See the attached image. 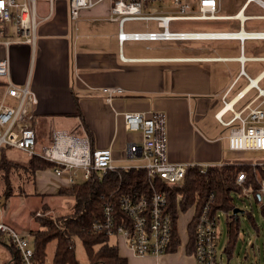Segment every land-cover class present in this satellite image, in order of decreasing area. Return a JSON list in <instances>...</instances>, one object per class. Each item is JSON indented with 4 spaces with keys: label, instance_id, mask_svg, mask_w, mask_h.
<instances>
[{
    "label": "crops",
    "instance_id": "crops-1",
    "mask_svg": "<svg viewBox=\"0 0 264 264\" xmlns=\"http://www.w3.org/2000/svg\"><path fill=\"white\" fill-rule=\"evenodd\" d=\"M251 3L264 12V4L251 0L235 7L230 0H220L218 19L213 20L217 22L214 25L216 31L211 33L264 34V13L249 11ZM36 4L39 24L34 43H14L3 51L4 56L9 55L10 77L0 80V103L6 82L12 81L18 86L30 82L31 89L38 96L32 125L37 133L36 148L39 152L50 148L52 133L54 137L65 133L74 135L85 121L93 135V148L111 149L116 165L123 166L127 163L128 144L142 139L141 132L126 130L124 113L139 112L151 117L155 112H162L167 116L168 158L172 162L205 166L247 164L241 159L248 153L229 149L231 128L222 125L220 117L225 112L222 120H231L234 113L229 105L236 104L242 95L246 94L244 100L253 91L256 95L258 88L264 91V66L258 75L250 77L245 65L239 61L243 54L248 62L264 65V55H245L246 42L257 39H221L240 43L239 55L236 56L214 54L218 50H212L209 45L193 48L183 41H125L121 44L118 40L119 23L107 19L111 8L109 1L82 12L77 33L69 17V0H37ZM147 30H158L156 23L149 22L146 30L142 31ZM77 34L79 37L76 39ZM222 63H225V68L219 71L214 65ZM226 63L239 64L240 68L238 71L229 70ZM243 78L248 82L241 87L239 83ZM253 79H258L257 85L247 93ZM107 88L121 89L123 93L114 94L108 102V93L104 92ZM251 100L237 103L234 111H239ZM6 102L16 104L12 98H7ZM261 154L264 156V152ZM8 155L16 160L10 151ZM259 163H264V160ZM34 177L33 181L23 185L25 194L11 197L5 204L1 201L0 205V221L18 234L30 236L33 241L31 232L39 229L35 220L38 216L33 214L47 205L51 216H61L53 213L64 206V201L71 200L61 196L60 191L71 186L72 176L69 173L58 176L52 169L38 171ZM230 218L231 215L227 221ZM189 219L184 224V243L175 253L155 258L137 257L121 236L111 237L110 244L118 246L120 256L128 264H196L194 254L186 252ZM247 235L246 230L241 233L243 247L233 257L226 255V245L224 255L218 257L219 264H264L259 250L258 254L248 251ZM248 239L251 241L252 238ZM5 240L7 243L0 242V247L6 251L4 257L0 255V264L10 263L14 258L10 240L7 236ZM52 260L51 263L47 260V263L53 264Z\"/></svg>",
    "mask_w": 264,
    "mask_h": 264
},
{
    "label": "built area",
    "instance_id": "built-area-1",
    "mask_svg": "<svg viewBox=\"0 0 264 264\" xmlns=\"http://www.w3.org/2000/svg\"><path fill=\"white\" fill-rule=\"evenodd\" d=\"M37 0H0V80L10 74L9 55L3 51L14 43L25 42L33 44L39 20L36 15ZM111 2L108 20L119 23V43L125 41H192V40H221L235 39L229 37H213L221 35L211 32H187L171 29L172 23L177 21H206L218 19L220 0H69V17L74 22L75 33L79 30L81 13L90 11L96 6ZM249 1V0H248ZM263 5L262 0H251ZM160 5V7H155ZM159 8V9H158ZM149 22L156 23L158 30L127 31L128 23ZM17 34L20 39H8ZM252 35L263 33H250ZM249 34V35H250ZM209 35V36H208ZM77 34L75 38L77 39ZM251 37V36H250ZM248 37V38H250ZM240 38V37H239ZM264 40L263 38H256ZM243 41V39H240ZM244 42V41H243ZM240 63L244 66L249 60L241 54ZM244 76L250 81L243 70ZM107 101L111 102L114 94H122L123 90L107 88ZM259 96L239 111H234V105L244 100L240 97L231 108L234 116L229 121L222 120V125L230 127L228 136L229 149L233 152L260 151L264 152V91L258 88ZM242 93V92H241ZM241 93H238L240 95ZM237 95V96H238ZM7 98L16 101L15 105L6 102ZM38 103V96L31 89L30 82L16 85L12 81L6 82L5 94L0 103V150L11 148L25 153L29 158L40 157L53 162L55 174L60 176L69 173L72 177L70 184H78L79 174L86 181L92 172L98 171L103 175L114 172L121 176V172L128 169H143L148 174L150 187L154 190L150 198H135L129 195L120 200L121 211L125 218L120 222L115 216L113 205L106 206L103 220L96 221L95 231H105L111 236H121L137 257H159L167 254L173 239V216L169 210L170 203L163 192L154 187L157 181L165 185L179 186L184 181L188 169L199 168L204 172L206 168L217 165H200L174 163L168 158V130L167 116L162 112H155L151 117L145 113H124L127 131L142 133V139L137 143H129L125 161L131 165L118 166L112 157V150H95L92 154L88 135L77 137L68 133L55 136L51 148L39 152L36 148L37 133L32 121L33 110ZM83 127V126H82ZM67 140L65 146L58 150L59 140ZM253 166H264V163L254 162ZM245 174L238 177V185L245 181ZM259 192L264 197V183ZM252 191L246 190L245 195L251 200ZM213 196L201 208L195 225L196 264H219L218 255V223L220 213L212 214ZM41 215L40 212L36 216ZM0 233L7 236L15 248L20 252L24 264H37L36 250L30 236L18 234L11 226L0 221Z\"/></svg>",
    "mask_w": 264,
    "mask_h": 264
},
{
    "label": "trees",
    "instance_id": "trees-1",
    "mask_svg": "<svg viewBox=\"0 0 264 264\" xmlns=\"http://www.w3.org/2000/svg\"><path fill=\"white\" fill-rule=\"evenodd\" d=\"M79 116V115H77ZM83 121V120H82ZM82 128L78 127L77 137L88 135L92 154L95 148L92 146L93 135L87 128L85 121ZM55 142L54 134L50 137L49 147ZM11 148L0 150V205L5 204L11 197L25 194L24 184L33 181L38 171L52 170L56 167L53 162H48L40 157H32L27 162H17L8 156ZM26 175L20 186L15 189L12 176L21 173ZM244 173L246 178L242 185H238V177ZM90 178L79 184L61 189L60 195L69 197L73 201V210L67 215L53 217L50 215V207L43 205L41 215L36 217L39 229L32 231L33 246L36 250L35 261L37 264L47 263V247L55 242L53 264H81L76 256V239L79 238L85 247L88 260L91 264H128V261L120 256L118 246L110 244L111 237L105 231H95L96 221L103 220V212L106 206L113 205L115 216L120 222L124 217L120 200L124 196L137 199L150 198L154 190L150 187L148 174L143 169H128L121 172V176L114 172L105 175L95 171ZM264 183V166H251L247 164H225V166H210L204 172L199 168L188 169L187 175L179 186H170L157 181L154 187L157 191L166 194L170 203L169 210L173 216V239L169 252H178L182 247L180 220L183 214L190 213L187 223L188 241L186 243L188 254L195 252V225L201 208L213 196L212 214L218 213L231 215L227 221L228 244L226 255L233 257L241 248V233L244 231L240 215L232 212L237 208L236 198L245 195L246 190L252 191L250 205L251 211L245 210L248 221L258 232L262 226L256 223L254 218V203L262 202L259 194ZM19 189V190H18ZM246 197V195H245ZM247 198V197H246ZM255 199V200H254ZM244 202L245 198L243 197ZM260 213L264 219V207ZM34 216L36 214H33ZM6 236L0 233V242H6ZM9 247L14 249V258L10 263L24 264L20 252L10 241Z\"/></svg>",
    "mask_w": 264,
    "mask_h": 264
},
{
    "label": "rangeland",
    "instance_id": "rangeland-1",
    "mask_svg": "<svg viewBox=\"0 0 264 264\" xmlns=\"http://www.w3.org/2000/svg\"><path fill=\"white\" fill-rule=\"evenodd\" d=\"M42 1H47V0H39V2ZM232 6H239L241 4H243L246 0H230ZM249 11H254L257 13H264L262 10H260L255 3H251L249 5ZM248 11V13H249ZM216 21L213 20H206V21H192V22H185V21H177L176 23H173L171 25V29L178 31H187V32H212V31H216V28H214V25L216 24ZM146 23L143 22H134V23H128L125 26V30L127 31H142V30H146ZM11 32L13 33V29H11ZM14 34V33H13ZM8 39H14V40H19L20 37L17 34H14L13 37H10ZM186 44H189L190 46H192L193 48L197 47L198 45H203V46H211L212 50H218L216 53L214 54H218V55H222V54H226V55H230V56H236L239 55V47H240V43L239 42H232V41H227V40H221V41H183ZM188 45V46H189ZM190 47V48H192ZM223 47H227L226 49H224ZM246 52L245 55L247 57L250 56H262L264 55V41L261 40H250L246 42ZM223 50H227V52L223 51ZM225 63H222V65L219 64H215L214 66L219 68V71H221L222 68H225ZM227 64V63H226ZM263 63H257V62H248L247 64H245L247 73L249 74L250 77H255L256 75H258L263 69ZM227 69L229 70H237L240 68L239 64H233V63H229L226 65ZM247 80L246 78L241 79L240 81V86L244 87L247 85ZM262 87H264V82L262 83ZM251 96H249L248 98H246V100L242 101L244 103H246L247 101L251 100V98H255L259 96V92L255 95V91L251 92L250 94ZM254 95V97H253ZM252 101V100H251ZM239 106H237L238 108ZM230 117V116H228ZM10 154L11 156H13V158H15L17 162H27V160L29 159L28 156L25 153H21L18 152L15 149H10ZM8 151V152H9ZM244 153H248V155H246V157H243L241 160H244L247 164L249 163H253V162H262L264 160V156L261 154V152L258 151H242ZM1 156V155H0ZM9 156V155H8ZM124 165H131L130 163H126ZM123 165V166H124ZM27 179L26 175L23 173H21V175L19 176L18 174L13 175L12 176V180L15 186V189L17 190V188L20 186L21 182L23 180ZM85 181L82 177V175L79 174V178H78V182H83ZM19 190V189H18ZM30 190V189H29ZM34 193V192H32ZM243 197L245 198V201L242 200ZM263 200L262 202L259 203V205L255 202L254 203V212H253V216L255 218V216L257 217L256 219V223L257 225L260 227V231L258 232V230L256 228H253L252 224L250 221H248V216L247 214L245 215H241V221L243 222V229L246 230L247 232V248L248 251H251L252 253H256L258 254V250L260 251V255L261 257H264V219L262 214L260 213L262 207H264V197H261ZM236 202H237V208L241 209V210H248L251 211V205H250V201L252 200H248V198L245 197V195H240V197L236 198ZM255 200V199H254ZM2 204V203H1ZM63 207H60L59 209L55 210V212L53 214H62V215H67V213L72 212L73 207V201H64L63 202ZM71 205V207H69ZM38 212L42 213L41 210H38ZM37 212V213H38ZM61 215V216H62ZM223 215V216H222ZM230 215H225V214H220V223L218 225V229H219V233L220 236L218 238V254L219 256H223L224 255V250L226 248L227 245V236H228V232L226 229V222H227V218ZM54 217V216H53ZM59 217V216H58ZM190 217V213H186L183 214V217L180 220V230H181V237H182V245L184 243L185 240V230H184V224L186 219H188ZM112 238L116 237V236H111ZM249 237H251V241L250 239H248ZM116 239V238H115ZM55 242L51 243L47 248V260L49 261V263H51V260L54 256V252H55ZM241 247H243V243L241 244ZM11 248V247H10ZM241 249V248H240ZM14 250V249H13ZM0 255L1 256H5L6 255V251L2 248V246L0 247ZM76 256L79 262H81V264H91V262H89L88 260V256L85 250V247H83V244L81 242V240L79 238L76 239Z\"/></svg>",
    "mask_w": 264,
    "mask_h": 264
},
{
    "label": "bare ground",
    "instance_id": "bare-ground-1",
    "mask_svg": "<svg viewBox=\"0 0 264 264\" xmlns=\"http://www.w3.org/2000/svg\"><path fill=\"white\" fill-rule=\"evenodd\" d=\"M243 16V15H242ZM209 36V35H208ZM256 37V38H263L264 39V34H256V35H252V34H246L245 32H242V33H235V34H221V35H215L213 37H218V38H221V37H229V38H235V37ZM258 79H253L251 81V86L249 88H247L246 92L248 90H250L254 85H256ZM248 93V92H247ZM243 96V95H242ZM241 96V97H242ZM229 108L233 107V105H229L228 106ZM67 144V140H59L58 143H57V147H58V150L61 149L62 147L61 146H65Z\"/></svg>",
    "mask_w": 264,
    "mask_h": 264
},
{
    "label": "water",
    "instance_id": "water-1",
    "mask_svg": "<svg viewBox=\"0 0 264 264\" xmlns=\"http://www.w3.org/2000/svg\"><path fill=\"white\" fill-rule=\"evenodd\" d=\"M257 85V84H256ZM244 213V210H241V209H238V208H236L233 212H232V214H234V215H242Z\"/></svg>",
    "mask_w": 264,
    "mask_h": 264
}]
</instances>
